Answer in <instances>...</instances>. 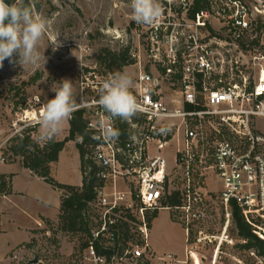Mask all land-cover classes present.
Listing matches in <instances>:
<instances>
[{"label": "built area", "instance_id": "2783aa9c", "mask_svg": "<svg viewBox=\"0 0 264 264\" xmlns=\"http://www.w3.org/2000/svg\"><path fill=\"white\" fill-rule=\"evenodd\" d=\"M159 3L162 14L149 25L132 19L131 0H120L129 18L123 33L132 39L129 65L135 69L129 91L141 112L128 121L111 117L95 102L112 74L96 65L80 68L83 103L78 104L85 111L90 158L100 182L93 203L97 223L89 235L84 264L146 260L151 210H180L188 254L213 239L217 250L224 242L234 243L226 235L233 202L264 218V51L252 56L253 79H236L234 58L239 42L256 37L258 24H264V0ZM43 110H24L13 135L41 122ZM103 126L119 130V137L104 140ZM161 128L168 131L161 134ZM178 177L184 186L183 203L165 206L170 184ZM212 181L220 188H211ZM212 197L225 212L220 235L201 231L190 238L193 222L207 219ZM125 221L138 237L125 239L121 227ZM34 257L23 264H37L31 261ZM159 260L184 259L168 253Z\"/></svg>", "mask_w": 264, "mask_h": 264}, {"label": "rangeland", "instance_id": "374dc122", "mask_svg": "<svg viewBox=\"0 0 264 264\" xmlns=\"http://www.w3.org/2000/svg\"><path fill=\"white\" fill-rule=\"evenodd\" d=\"M32 4L34 13L47 22V30L38 45L41 59L37 63L22 66L6 59L3 67H0V169L22 167L18 173L17 185L23 188L27 184L30 186V196L24 199V203L36 212L29 216L31 221L26 232L20 224L17 227L22 230L15 229V223L22 219L20 212L12 214L10 208L0 209V264H23L36 254L40 259L37 264H84L83 254L88 247L89 234H74L60 229V191L24 169L19 157L10 156L9 139L14 136V123L24 114V110L44 108L48 100L54 98L52 90L59 88L62 80L72 81L74 99L76 103L82 101L78 79L80 68L96 65L99 71L104 72L105 67L98 58L103 49L118 51L124 46H131L129 34L123 33L129 18L120 8V0H32ZM53 41H58L59 46L53 45ZM245 42H239L234 53V58L238 60L235 74L237 80L244 76L253 79L256 71L252 56L257 51H264L263 36L259 45L253 49ZM15 59L18 61V55ZM229 59L227 56V62ZM134 71V67L128 64L122 71L110 73L112 76L118 72L126 73L133 79ZM69 121L70 119L62 123L59 132L53 136L55 139L62 140L68 136ZM36 129L33 134L35 138L37 134L45 136L46 130L41 122ZM69 141H72L70 145L73 146L74 155L64 158L63 154L54 165V174L66 182L79 183V154L74 145L77 146L80 139ZM167 156L172 162V155L169 153ZM1 158H5V161L2 162ZM175 180L170 184V190L183 189L182 179L178 177ZM210 187L219 189L220 183L212 181ZM34 196L47 201L44 208L39 203L32 202L31 198ZM37 210L46 211V215L38 216ZM96 212L94 206L89 211L91 231L96 228ZM150 212L152 210L149 211L151 216L153 212ZM225 219L224 210L219 204L216 205L215 198L212 197L208 201L207 219L193 222L190 238L194 239L201 231L211 237L220 235ZM149 227L146 260H115L114 264H264V257L258 255L255 249L241 246L245 240L237 233L233 215L226 235L234 243L224 242L217 250V241L213 239L212 243L195 247L197 253L193 254H188L187 251L190 245L186 241V224L181 218L180 210L159 209ZM168 253L184 259L183 263L159 260Z\"/></svg>", "mask_w": 264, "mask_h": 264}, {"label": "trees", "instance_id": "16d2710c", "mask_svg": "<svg viewBox=\"0 0 264 264\" xmlns=\"http://www.w3.org/2000/svg\"><path fill=\"white\" fill-rule=\"evenodd\" d=\"M34 1V0H33ZM6 3L17 4L18 6H30L33 8L32 0H6ZM258 35L246 41L251 49L259 45L262 36L264 38V24L259 23L257 27ZM245 47V44L243 45ZM130 46H124L118 51L105 48L99 53V62L105 67V73L122 71L130 64ZM103 71V70H102ZM37 125L27 127L20 133L9 139L8 151L12 158H20L22 166L44 181L51 184L61 192V204L59 214V227L63 231L70 233H83L90 235L89 211L93 208L96 199V187L100 184L96 175V167L90 158V133L86 128V115L83 109H78L72 114L69 121V134L62 140L45 139V136L33 135L37 131ZM123 135V132H122ZM80 154V169L82 173V184H65L56 180L51 174V164L58 161L60 152L64 149L69 140H75ZM38 139H43L40 142ZM13 173L0 174V195L10 194L12 190ZM183 203L182 192L177 189L171 191L165 206H178ZM233 222L238 235L245 240L241 246L253 248L258 255L264 257V218L255 217L247 213L242 207L233 202L232 204ZM158 215V210H154L148 216L149 225ZM123 235L126 240L138 237L133 231V226L129 222L122 223ZM110 253V252H109Z\"/></svg>", "mask_w": 264, "mask_h": 264}, {"label": "clouds", "instance_id": "9594fccd", "mask_svg": "<svg viewBox=\"0 0 264 264\" xmlns=\"http://www.w3.org/2000/svg\"><path fill=\"white\" fill-rule=\"evenodd\" d=\"M132 19L138 24H153L162 14L159 0H131ZM47 30V22L30 6H18L0 0V67L7 59L10 63L20 65L35 64L41 59L38 51L39 42ZM53 45L59 46L58 41ZM55 50V48H54ZM18 55V61L15 56ZM46 62L45 56L43 57ZM132 85L131 77L126 73H116L105 80L99 88V99L95 102L110 114L128 121L142 111L136 98L129 91ZM54 98L49 99L41 114V124L46 130L45 139H51L60 130L62 123L72 117L81 104L76 103L73 94L72 81L62 80L59 88L52 90ZM160 133H166L167 128H161ZM119 130L102 127L104 140H114L119 137ZM100 139L101 137H96Z\"/></svg>", "mask_w": 264, "mask_h": 264}, {"label": "crops", "instance_id": "0c3cea01", "mask_svg": "<svg viewBox=\"0 0 264 264\" xmlns=\"http://www.w3.org/2000/svg\"><path fill=\"white\" fill-rule=\"evenodd\" d=\"M40 127H41V125H40ZM71 143H72V141H68L66 143L64 149L60 152L58 161L53 162L51 164V174L56 180H58L61 183L81 185L82 184V173H81V181L79 183L66 182L63 179L57 178L56 174H54V165H56V163H58L60 161V159L62 158L63 154L65 156L64 158H71L74 155L73 146L70 145ZM74 148L77 150V152L79 154V151H78V148H77L76 145H74ZM12 166H13V164H12ZM21 168L22 167H20V168L9 167V168H6V169H0V174L1 173H5V174L13 173V177H12V190H13V192L10 193V194H1L0 195V209H3V208H7L8 209V208H10V209H12V212H13L12 214H14L15 212H20V215H22V217H21L22 219H21L20 222L15 223V225H16L15 229H17V231L18 230H22V229H19L17 227V224H20L21 226H23L24 230L29 228L28 225H29V222L31 221L29 216L35 215V212H36V210H33L32 207H30V206H28L27 204L24 203V199H28V197L30 196L29 195L30 194L29 193V189H28L29 185L27 184L26 185L27 187H24V188L17 185L18 175H19L18 173L21 170ZM23 168L27 169L25 167H23ZM79 168H80V154H79ZM28 171L30 173H32L31 170L28 169ZM80 172H81V169H80ZM35 176L40 178V179H42V180H44L43 178H41V177H39L37 175H35ZM30 183H32V181ZM31 200H32L33 203H39L42 206V208H44L45 204L47 203L46 200H43V199H41V198H39L37 196H34L33 198H31ZM31 211H33L34 213H31ZM45 212L46 211H44V210H42V211L37 210L38 216L46 215ZM13 216H15V215H13ZM34 219H35V217H34ZM14 243L15 242H13V244ZM8 247H9V245H8Z\"/></svg>", "mask_w": 264, "mask_h": 264}, {"label": "water", "instance_id": "95a60500", "mask_svg": "<svg viewBox=\"0 0 264 264\" xmlns=\"http://www.w3.org/2000/svg\"><path fill=\"white\" fill-rule=\"evenodd\" d=\"M31 261L34 263H38L39 261L38 255L36 254L35 257Z\"/></svg>", "mask_w": 264, "mask_h": 264}]
</instances>
